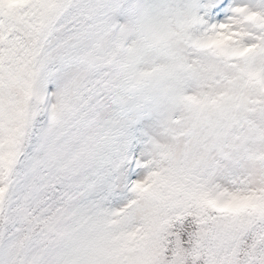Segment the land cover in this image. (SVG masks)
Here are the masks:
<instances>
[{
    "label": "snow or ice",
    "instance_id": "obj_1",
    "mask_svg": "<svg viewBox=\"0 0 264 264\" xmlns=\"http://www.w3.org/2000/svg\"><path fill=\"white\" fill-rule=\"evenodd\" d=\"M226 2L0 0V264H264V0Z\"/></svg>",
    "mask_w": 264,
    "mask_h": 264
},
{
    "label": "rangeland",
    "instance_id": "obj_2",
    "mask_svg": "<svg viewBox=\"0 0 264 264\" xmlns=\"http://www.w3.org/2000/svg\"><path fill=\"white\" fill-rule=\"evenodd\" d=\"M229 1H230L229 3L226 2L225 8H224V16L225 17H227L228 15H230V12L228 11L229 6L231 4H233V3L238 2V0H229ZM250 2L256 3V0H250ZM216 19H219V17H211L209 22H211L212 20H216Z\"/></svg>",
    "mask_w": 264,
    "mask_h": 264
}]
</instances>
